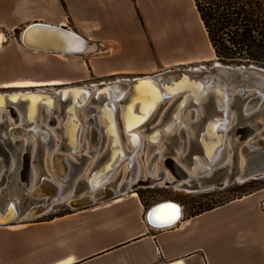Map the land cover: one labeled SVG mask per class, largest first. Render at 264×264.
<instances>
[{
    "label": "crops",
    "instance_id": "1",
    "mask_svg": "<svg viewBox=\"0 0 264 264\" xmlns=\"http://www.w3.org/2000/svg\"><path fill=\"white\" fill-rule=\"evenodd\" d=\"M186 4V0H136L133 6L128 0H14L4 22L13 31L35 23L69 28L88 41L89 52L95 49L92 44L111 43V49L120 52L113 73L133 74L143 72L138 61L156 62L157 56L142 40L144 27L156 55L158 38L153 40L151 29L157 34L162 30L168 49H180L175 64L191 63L181 46H173L185 24ZM129 194L132 198L126 194L111 200L115 205L108 211L74 210L22 228L0 226V264H264L260 193L195 217L183 215L177 225L164 230L149 226L146 216L151 208L145 210L137 191ZM120 202L124 204L118 206Z\"/></svg>",
    "mask_w": 264,
    "mask_h": 264
},
{
    "label": "rangeland",
    "instance_id": "2",
    "mask_svg": "<svg viewBox=\"0 0 264 264\" xmlns=\"http://www.w3.org/2000/svg\"><path fill=\"white\" fill-rule=\"evenodd\" d=\"M128 1H130L132 6L136 4V0ZM13 2L14 0H0V25L3 22V25L0 26V31L6 38V42L0 47V94H10L15 92L25 93V91L36 90V88H11V83L15 81H42L45 83L59 81L60 84L56 85L55 87L37 88L41 91L51 92L57 96L54 112L57 124L50 126V124H48V115L46 112L41 110L39 113L38 125L40 128L50 132V134L55 137L59 147L58 151L64 153L65 155H71L69 148L67 147L64 134V125L68 117L66 113L70 105V101H61V97L58 96L61 90L74 87H92L100 83L115 82L117 80H133L137 78L153 76L173 69H193L201 66L210 68L214 63L218 62L215 58L213 50L211 49L208 37L205 33L203 25L201 24L198 13L195 10L194 0H186L187 4L185 6L187 11L185 10V13H182L185 24L182 28L178 29L179 31H177V37L179 39L173 43V46H181L184 52L189 54L191 63H185L183 65H177L174 63V60L178 58V56L175 55L181 53V51L176 47L173 49H168V38L165 35H162L161 29L158 30V34L157 29H155V31L154 29H151V32L153 33V40L155 37L158 38V41L156 42L158 54L156 55L155 50H152L153 45L151 43V37L149 36L147 29L144 27L145 34L144 36L142 35V40L144 43L146 42L148 44L149 51L154 52L155 56H157L155 58L156 62L153 63V59H149L147 61L142 59L141 62L138 61V67H142L143 72L133 74L113 73L115 68V63L113 62H115L114 60L117 55L120 54V52L118 53L113 51L111 49L113 44L111 43H105L104 47H98V45L92 44L95 47L94 50L86 55L77 56H62L28 51L20 42L21 33L28 25H21L13 31L11 30V27H9L8 24L4 22L7 21L9 14L11 15ZM104 37L105 39L109 38L107 35ZM173 46L169 48H172ZM124 68H127V66H124ZM236 99L237 98H235L231 103V111L234 114V119L228 131V143L231 155L230 164H228L225 169L217 171L210 179L199 182L204 186L219 185L221 182H223L227 175H230V178L235 177L238 173L239 167H242L243 164L242 158L239 156V151L242 146L241 144L247 143L248 141H250L251 144H255L258 138L264 137V127L262 129H258L256 127V124L264 123V118L257 114L244 121L240 114L241 103L237 101L238 99ZM129 100L130 95H127L124 99L116 103V122L120 130L122 143L126 147L127 154H131L132 149L128 146L129 144L127 142V138L124 137L122 117L124 109L126 108ZM105 102L107 101L103 96L96 97V94L94 93L91 100L88 102V106L79 109L81 122L85 124L88 118L93 116V112L90 113L88 110L95 109L98 113L104 111L103 108ZM178 103L179 99H175L169 100L166 104H162L163 106L161 105V107H159L154 112L151 119L142 127L137 129V131L141 132L144 137L143 150L139 157L141 178H145L146 176V163L148 162L149 158L157 152V146L147 141L154 132L162 131L173 121L172 117L178 106ZM14 107L23 117L22 125L20 126L24 129L32 128V125L26 122L24 119L26 111L25 105L20 104L15 105ZM192 109L199 110L200 113L197 119L190 121L188 120L189 118H187V115ZM7 110V108L2 110L0 115V211L6 208V205L10 199L14 200L19 198L22 214H25L33 206L42 205L45 203V201L30 199L28 192L22 188L19 183L18 174L21 169L22 154L24 153L23 148L26 145L27 140L22 139L15 141V143H11L8 137V132L9 129L13 127V124L15 126V123L12 121V118L8 116L9 113ZM183 113V119L190 130V151L186 157L181 158L179 155L180 142L177 133L164 135L162 140L163 160L158 164V168L159 171L164 170L167 172L169 181H174L176 178L166 167L165 161L169 159L175 160L181 167H183L184 170L189 172L192 164H194V157H200L204 160L203 152H201L200 149H196L198 139L203 132L208 120H213L214 118L221 116L216 111L213 101L210 97L202 100L201 104L198 106L190 104ZM98 118L101 120L100 115L97 117V119ZM100 123L105 136V123L103 124L102 120ZM84 126V141H82L83 156L84 154H88L90 150L86 125ZM246 127L254 129L255 132L249 136L247 141L240 140L242 135L238 132L244 130ZM31 139L33 140L36 147L33 161V168L36 172L37 178L35 184H39L41 182V185L44 180L54 179V176L52 175L51 169L49 167V155L40 143L41 140L35 135H32ZM111 148L113 147L110 145L108 137H103L100 152H97L95 156L91 155L89 157L92 158V160L88 162V165L86 164L84 173L82 174L83 176L78 182L75 192L72 195L74 198L90 192L87 179L91 174L93 175L96 172L102 170L106 163H109ZM94 157L96 158L93 160ZM125 165L126 163L119 166L117 177L114 178V180L110 183L109 187L111 188L107 189H116L122 180L130 177L129 172L124 169ZM109 179L103 182L101 186L108 183ZM256 193H260V196L264 199V179L253 180L245 184L232 182V184H230L225 189L216 188L212 191L206 192L186 193L184 191H175L173 188H141L137 190V198H140L146 211L150 208L152 209L154 205L160 202L172 201L182 206L184 216L186 218H190L203 214L208 210L216 209L231 202L249 197L250 195ZM99 195H101V193ZM127 196L132 198L131 194H128ZM125 197H123V199ZM108 202L109 203L106 202V204H97L87 209L83 208L81 210L94 209V211H108L113 205H115L111 204L110 201ZM117 204L118 206H122L124 203L120 202ZM73 212L74 210L69 208L67 203H61L56 206L54 210L48 215L29 222H21V225L18 226H21L20 228H22L32 222H45L53 219L54 217H61ZM6 229L13 230L10 228Z\"/></svg>",
    "mask_w": 264,
    "mask_h": 264
},
{
    "label": "bare ground",
    "instance_id": "3",
    "mask_svg": "<svg viewBox=\"0 0 264 264\" xmlns=\"http://www.w3.org/2000/svg\"><path fill=\"white\" fill-rule=\"evenodd\" d=\"M36 24V23H35ZM38 24H43V23H38ZM33 25V24H31ZM44 25H48V24H44ZM30 25H28L27 27H29ZM50 27H55V26H51L48 25ZM26 27V28H27ZM55 28H61V27H55ZM65 28V27H64ZM63 29V28H61ZM67 30L69 28H66ZM70 32L74 33L71 30H68ZM78 35V34H76ZM80 36V35H78ZM82 37V36H80ZM83 38V37H82ZM84 39V38H83ZM86 40V39H85ZM4 42V36L0 33V46H2ZM26 42L28 43V46H25V49H27L28 51H32V52H36V53H46V54H53L51 52H42V51H34L31 50L30 47H38L37 44L40 43H45V44H53L56 45L59 48H63L66 46H69L68 48L71 49L72 52H75L77 50H81L84 51L81 54L78 55H86L89 53V43L88 46L85 48L82 46L81 43H79L77 40H75L74 38H72L70 35H66L63 34L61 32H56L53 30H34L33 32H31L27 39ZM88 42V41H87ZM56 55H62V56H77V54H56ZM218 64H220L219 62H216L213 64L216 66H219ZM212 66V67H213ZM204 67V66H201ZM200 68V67H198ZM207 70L209 68L204 67ZM192 71L194 70L191 69ZM151 77V76H149ZM143 78H147V77H143ZM139 79V78H137ZM122 81H127V80H120V82ZM60 82L58 81H51L48 83L42 82V81H37V82H29V81H20V82H13L11 83V88H19V89H26V88H47V87H55L56 85H59ZM106 84V83H105ZM76 88V87H74ZM96 88V87H94ZM69 88H66L64 90H67ZM40 90V89H39ZM64 90H61L58 94V96H60L61 101L62 102H68L70 101V105H73V102L75 101V103L79 102L80 105L75 104V106L72 107L71 111L73 114H71V112L69 111V107L67 109V121L64 125V134H65V140L67 143V147H70L72 149H69L71 155H65L64 153H61L58 151L59 147H58V143L55 139V137L50 134V132L43 130L42 128L39 127L38 125V119H39V113L41 110H43L44 112H46V114L48 115V119L49 122L48 124H50V126L52 125H56V120H55V116H54V112H55V107H56V99L57 96L52 94L51 92H45V91H39L38 89H36L34 92H25L30 94V96L34 97V98H29V100L31 99V102H27V101H23V100H19L20 95L24 94L23 93H19V92H15V93H10L9 95H14V99H17V102H13L14 100H5L4 98H2V95L5 94H0V115L2 110H5V108H7V112L9 113L8 116H10V118H12V121H14L15 126L13 124V127H11L9 129L8 132V137L9 140L11 141V143H15V141H19L22 139H26V145L23 148L24 153L22 154V161H21V169L20 172L18 174V178H19V183L21 185L22 188H24L29 195L30 199L33 200H44L45 203L42 205H37V206H33L31 209H29L25 214H22L21 208H20V200L19 198H16L14 200L10 199V201L8 202V204L6 205V208L2 211H0V226L5 225L6 223L11 222L10 224H8L7 226H13V225H17V224H21V222H29L32 221L34 219H38V218H42L46 215H48L50 212H52L54 210V208L56 206H58L61 203H67L68 207L71 208L72 210H81L83 208V206L86 205H97L96 201L98 199H100L101 197H104L105 195H107V192L105 194L104 191L108 190L110 191L113 196L112 199L108 200H114L116 198H118L121 195H126L129 193H136V191L138 189H145V188H150V189H155V188H173L175 191H179V192H186V193H192V192H206L209 191L206 188H208L207 186H204L203 184H200L199 180H197L199 177L196 176L197 173H201L203 170L202 168L205 169H211L210 173L208 175L205 176V178H208L210 176H212V173L214 172L213 168L211 167V163L210 161L207 159L206 154H212V146L216 145L219 141V139H215L212 137H208V147H202L200 146V151L203 152L204 154V160L200 157H198L199 160V164L197 161H195V158H193L194 164H192L190 171L187 172L186 170L183 169V167H181L175 160L169 159L167 161H165V165L168 168V170L175 176L176 180L174 181H169L168 179V174L166 171L161 170L159 171L158 168V164L163 160V148H162V140L164 135H169L168 133L164 132V129L169 125H167L161 132L162 135H160V137L157 139V142H153L152 139L154 138V136H150V138L148 139L147 142L156 145L157 146V152L154 153L148 160V162L146 163V176L145 178H141V166H140V162H139V157L140 154L142 153L143 150V145H144V137L142 135L141 132H138L137 129L140 128L143 122L139 121V123L136 121V117L133 115L134 114H141V109L143 110V106H146V103H148L150 100L153 101L155 100V97L157 96L158 92L155 90V88H153L152 86H150L149 84H144L142 86H140V89L137 91H133L132 87H127L123 92L122 90L117 91V93H121L122 92V96H120V98H118V100H122L124 99L127 95H130V100L129 102H131L133 95L136 94V100H135V104L132 107V113H130L128 111L127 108L124 109L123 112V133H124V137L127 138V142H128V146L132 149V153L131 154H127L126 151V147L123 145L122 140H121V134H120V130L118 128V124H117V120H116V107H117V101L113 102L112 105L110 107H108L107 109H104V111H102L100 113L101 116V120L103 122V124L105 123V136L108 137L109 141H110V145H112L113 148H111V155H110V159H109V163H106L103 167L102 170L96 172L95 174H91L87 181H88V186L90 187V192L87 194H83L77 198H74L72 195L75 192L76 186L78 184V182L81 180L82 178V174L84 173L86 164L88 165V162L90 160H92V158H89L91 155L95 156V154L98 152H100L101 147H102V140L104 134H103V130H102V126H101V120H99L100 118L97 119L98 117V112L95 109L92 110H88L90 113L93 112V116L91 118H88V120L86 121V123H82L80 120V116H79V109L81 108H85L88 106V102L91 100L92 96L94 95V93L96 92V90L94 89L93 92L88 96H82V92H77L75 94H61V92H63ZM20 94V95H19ZM7 95V94H6ZM16 96V97H15ZM65 96V98H64ZM183 94L182 95H178V96H174L171 99L168 100H175V99H179V103L178 106L176 108V110L179 108L180 106V101L183 99ZM107 102H111V99L109 98V96L104 95L103 96ZM210 97L211 100L213 101V104L215 106L216 111L221 115L220 117H216V118H223L224 117V113L219 111L217 108V105L215 104L214 98H213V94L212 93H207L205 94L200 103L196 104V99L194 97H189L185 103L184 106L180 109L179 111V122L175 125V127L172 129V133H177L178 137H179V142H180V151H179V155L181 156V158L186 157V155L189 153L190 151V130L188 128V125L186 124V122L184 121V110L187 108V106H189L190 104L193 105H200L202 100H204L205 98ZM238 97V92H235L233 95V98L231 99L230 103H229V125L226 128L225 131V135H224V148L218 153L219 155L217 156V158H219V164H218V169H225L227 167L228 164H230V160H231V155H230V149H229V143H228V131L231 127L232 121L234 119V114L231 111V103L233 102V100L235 98ZM50 98H53L52 102L49 101ZM46 100L45 103H39L40 100ZM238 99V98H237ZM236 99V100H237ZM105 102V103H107ZM128 102V103H129ZM144 103V105H143ZM151 103V104H152ZM20 104H24L25 105V116L24 119L26 120V122H28L29 124L32 125V128H36L40 133L43 134H47V136H45L46 138H49V142H45V140H43L44 138L39 135L36 134L35 131H30L29 134H26V132H28V129H24L22 128L20 125H22V121H23V117L20 115L19 112H17V110L15 109V105H20ZM189 104V105H188ZM33 105V107H32ZM160 107V106H159ZM158 107V108H159ZM157 108V109H158ZM32 109V113H33V117L32 120L30 118V112ZM156 109V110H157ZM12 110L15 112L17 117H14L12 114ZM175 110V112H176ZM174 112V113H175ZM199 110H194L192 109L188 115L187 118H189L188 120H195L198 118L199 116ZM72 115L74 120H72ZM174 115V114H173ZM258 115L262 116L264 118V111H262L261 113H259ZM242 116V115H241ZM252 117V116H251ZM249 117V118H251ZM173 121L174 122V117ZM242 119L245 120V118L242 116ZM248 118V119H249ZM215 119V118H214ZM213 119V120H214ZM212 120V121H213ZM210 121V120H208ZM53 122V124L51 123ZM138 123V125H137ZM34 125V126H33ZM84 125H86V132L88 134V144H89V153L88 154H83V147H82V141H84ZM141 125V126H140ZM259 125V126H258ZM256 124V127L258 129H262L264 127V123L263 124ZM140 126V127H139ZM79 127V130H78ZM29 128V129H32ZM206 128V125L204 127V129ZM129 129V130H128ZM10 130H14L15 132L10 133ZM17 131H21L20 134H17ZM184 131L186 134V150L183 151V140H181V136H180V132ZM205 132V130H203ZM255 132V130L253 129V131L251 132H245L243 133L245 139H243L242 137L240 138V140H244L247 141L249 136L252 135ZM134 134L138 137V139L141 142V146L139 149L136 148L134 140L131 136V134ZM239 133V132H238ZM241 134V133H240ZM35 135L37 136L40 140H41V144L44 148V150L48 153L49 155V167L51 169L52 175L54 176V179H49V180H44L43 183L40 185L39 184H35L36 183V172L34 171L33 168V161H34V155L36 152V147L34 145L33 140L31 139V136ZM77 135H78V147L75 145V143L77 142ZM264 139V137H260L257 139V142L255 144H251L250 141H248L247 143H242L241 145H246V146H250L253 148H257L258 145V140H262ZM47 140V139H46ZM199 140V139H198ZM216 143V144H215ZM31 144V146H30ZM117 144L121 145V149L118 150V148L116 147ZM242 146L241 149L239 151V156L242 158V167H239L238 169V173L235 177L230 178V175H227V177L223 180V183L226 185V187H228L230 184H232L231 179H234V182H238L239 184H245L248 183L250 181L253 180H260V179H264V177L262 178H258V179H252V180H244L243 178H241V174L243 172V170L246 167V157L242 151ZM1 154V152H0ZM3 154V153H2ZM57 156H62L65 158V161H63L62 163V167L60 166V164L58 162H56L54 160L55 157ZM97 157V156H96ZM94 157L93 160L96 158ZM239 157V159H240ZM155 158V162L153 164V167H151L152 161ZM28 159V162H26ZM124 169H126L129 174L130 177L129 178H125L124 180H122L119 185L117 186L116 189H107V188H111L110 183L114 180V178L117 177V172H118V168L121 164H125ZM66 165V166H65ZM200 165V166H199ZM195 166V167H194ZM239 166H240V160H239ZM10 167V165H9ZM64 168H67L66 172H64ZM179 168V169H178ZM10 171V170H9ZM8 172V171H7ZM63 176H66L65 178H63ZM110 178V179H109ZM161 178V181H160ZM203 179V180H208V179ZM107 179H109L108 183L103 184V186H101V184L103 182H105ZM153 181L152 185H149V182ZM6 182V180H5ZM199 184L201 187L203 186V188H201L200 191H194L192 188H186L183 185L184 184H188L190 187L193 186L194 184ZM40 185V186H39ZM101 186V187H99ZM210 186V185H209ZM101 193V195H99ZM99 195V196H97ZM85 197H87L89 200L90 204H86L87 202H85ZM106 197V196H105ZM115 197V198H113ZM107 201V202H108ZM174 203L172 201H164V202H160L157 205H160L162 203ZM73 203V204H72ZM104 203V202H102ZM177 204V203H176ZM154 206V207H155ZM91 207V206H87ZM150 212V211H149ZM184 215V211L182 206H180V208L178 206H176V208H169V207H163L161 209L158 210L157 214H156V219L159 223V225L161 224H169L174 221H178L177 224L182 220ZM149 216H146V218ZM168 221H170L168 223ZM176 224V225H177ZM175 226V225H174ZM173 226V227H174ZM172 228V227H170ZM167 229V228H166Z\"/></svg>",
    "mask_w": 264,
    "mask_h": 264
},
{
    "label": "water",
    "instance_id": "4",
    "mask_svg": "<svg viewBox=\"0 0 264 264\" xmlns=\"http://www.w3.org/2000/svg\"><path fill=\"white\" fill-rule=\"evenodd\" d=\"M53 30L56 32H61L66 35H70L72 38L77 40L79 43L82 44L83 47L88 46L87 40L85 38L83 39L82 37L73 34L72 32L68 31L66 28H55V27H50L48 25L44 24H33L30 25L27 28H24L21 36H20V42L28 46V43L26 42V39L28 35L33 32L34 30ZM38 47H30L31 50L34 51H42V52H51L53 54H81L84 51L77 50L75 52H72L71 49H69V46L59 48L56 45L53 44H45V43H40L37 44ZM219 66L214 65L213 67H210L208 70L204 67L200 68H194L192 71L191 68L188 69H173V70H167L165 72L153 75L151 77L147 78H139V79H133L130 80L128 79L127 81H122L120 82L119 80L115 82H108L105 84L100 83L96 86L92 87H76V88H69L67 90H64L61 92V94H75L77 92H82V96L88 97L93 90L95 89L96 92V97H101L104 95L109 96L111 99V102L104 103V109H107L112 105L113 102L117 101L120 96H122V92L127 88V87H132L133 91H137L140 89V86L149 84L155 90L158 92L157 96L155 97V100L152 101L150 100L148 103H146V106H143V110L141 109V114H134L133 115L137 118L136 121L139 123V121L143 122L141 125L143 126L146 124L156 111V109L162 104H166L169 100L173 98L174 96L178 95H184L183 99L180 101V106L174 113V122H171L165 129L164 132L170 134L172 132V129L175 127V125L179 122V111L180 109L184 106L185 101L189 97H194L196 99V104H199L202 97L207 94V93H212L213 98L215 101V104L217 105V108L219 111L224 113L223 118H215L213 121L210 120L206 123V128L204 129L205 132L203 131L199 137V140L196 145V149H199L200 146L202 147H208V137L215 138L216 140L219 139L218 143L214 146H212V154H206L207 159L211 163V167L213 168L214 172L212 173L213 177L217 171L223 170V169H218V164H219V158L217 156L219 155L218 153L224 148V135L227 126L229 125V103L231 99L233 98V95L235 92H238V102L241 103V110L240 114L246 119L253 115H257L264 111V69L259 68L257 66L251 65V66H229V65H223V64H218ZM96 87V88H94ZM122 90L121 93H117V91ZM20 95V94H19ZM14 95H9L5 94L2 95V98L5 100H14L13 102H17V99L13 98ZM16 97V96H15ZM29 98H34L30 96L28 93H24L20 95L19 100L31 102L32 100ZM65 98V96H64ZM136 94L133 95L131 102L127 103L126 108L130 113H132V107L135 104L136 100ZM53 98H50L49 101L52 102ZM46 100H40L39 103H45ZM119 101V100H118ZM152 103V104H151ZM46 104V103H45ZM75 104L80 105L79 102L75 103L73 102V105L69 107V111L72 113L71 109ZM195 104V105H196ZM144 105V103H143ZM163 106V105H162ZM33 107V105H32ZM12 114L14 117H17L15 112L12 110ZM33 113L32 109L30 112V118L32 120ZM72 120H74L73 115H72ZM137 123V125H138ZM140 125V126H141ZM258 125V124H257ZM139 126V127H140ZM141 126V127H142ZM259 126V125H258ZM79 130V127H78ZM129 130V129H128ZM28 132L26 134H29L30 131H35L36 134L41 135L45 140V142H49V138H46L47 134L40 133L36 128L28 129ZM252 132L253 129L250 127L244 128V130L239 131L241 135L243 136L242 138L245 139L243 133L245 132ZM15 132L14 130H10V133ZM17 134H20L21 131H17ZM135 146L137 149L140 148L141 142L138 139V137L132 133H130ZM247 134V133H245ZM161 132L156 131L153 133L152 136L154 138L152 139L153 142H157L158 138L160 137ZM181 140H183V151L186 150L187 144H186V134L184 131L180 132ZM47 139V140H46ZM246 140V139H245ZM50 144V142H49ZM75 145L78 147V135H77V142ZM31 146V144H30ZM118 150L121 149V145L117 144L116 146ZM120 148V149H119ZM242 151L246 157L247 163L246 167L243 170L241 174V178L244 180H252L262 178L264 177V139L258 140V145L257 148H253L250 146L243 145L242 146ZM56 162L60 164L62 167L63 161H65V158L62 156H57L54 158ZM195 161L198 162L199 160L198 157L195 158ZM28 162V159L27 161ZM155 162V158L152 161L151 167H153V164ZM66 166V165H65ZM200 166V165H199ZM195 167V166H194ZM179 169V168H178ZM67 168H64V172H66ZM201 173H197L196 176L199 177L197 180L201 181L205 178L206 175L210 173L209 169L202 168ZM66 176H63L65 178ZM66 179V178H65ZM208 179V178H205ZM161 181V178H160ZM232 182H234V179H231ZM153 181L149 182V185H152ZM186 188H192L194 191H200L201 187L199 184H194L193 186H189L188 184L183 185ZM206 188L209 191H212L216 188L220 189H225L226 185L221 182L219 185H210L207 186ZM107 196L103 197L101 199H98L96 201V204H101L102 202H107L108 200L112 199L113 194L106 190ZM115 198V197H113ZM89 199L85 197V202L86 204H90ZM73 204V203H72ZM166 205H175L180 208L179 204L176 203H162L160 205H157L153 207L150 212L149 216L147 217V222L150 227L157 229V230H164L166 228L173 227L174 225L177 224L178 221H174L169 223V224H161L159 225L157 219H156V214L159 209L163 208ZM87 206H92V205H86L81 208L87 209ZM9 223H6L5 225L2 226H7Z\"/></svg>",
    "mask_w": 264,
    "mask_h": 264
},
{
    "label": "trees",
    "instance_id": "5",
    "mask_svg": "<svg viewBox=\"0 0 264 264\" xmlns=\"http://www.w3.org/2000/svg\"><path fill=\"white\" fill-rule=\"evenodd\" d=\"M194 3L218 62L264 69V0Z\"/></svg>",
    "mask_w": 264,
    "mask_h": 264
},
{
    "label": "flooded vegetation",
    "instance_id": "6",
    "mask_svg": "<svg viewBox=\"0 0 264 264\" xmlns=\"http://www.w3.org/2000/svg\"><path fill=\"white\" fill-rule=\"evenodd\" d=\"M37 89V88H36ZM25 92H34V91H25ZM38 92H39V89H38ZM100 115V113H98V116ZM116 116V115H115ZM92 117V116H91ZM90 117V118H91ZM116 118V117H115ZM52 124H53V122H51ZM34 126V125H33ZM69 149H72V148H70V147H68ZM112 191V190H111ZM105 192V191H104ZM105 194H106V192H105ZM105 196H107V195H105Z\"/></svg>",
    "mask_w": 264,
    "mask_h": 264
},
{
    "label": "snow or ice",
    "instance_id": "7",
    "mask_svg": "<svg viewBox=\"0 0 264 264\" xmlns=\"http://www.w3.org/2000/svg\"><path fill=\"white\" fill-rule=\"evenodd\" d=\"M165 207H169V208H176L175 205H166Z\"/></svg>",
    "mask_w": 264,
    "mask_h": 264
}]
</instances>
